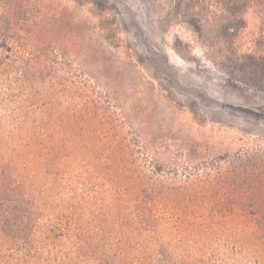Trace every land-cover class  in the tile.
Wrapping results in <instances>:
<instances>
[{
  "label": "rangeland",
  "instance_id": "374dc122",
  "mask_svg": "<svg viewBox=\"0 0 264 264\" xmlns=\"http://www.w3.org/2000/svg\"><path fill=\"white\" fill-rule=\"evenodd\" d=\"M182 12L0 0V264H264L262 14Z\"/></svg>",
  "mask_w": 264,
  "mask_h": 264
},
{
  "label": "trees",
  "instance_id": "16d2710c",
  "mask_svg": "<svg viewBox=\"0 0 264 264\" xmlns=\"http://www.w3.org/2000/svg\"><path fill=\"white\" fill-rule=\"evenodd\" d=\"M254 5L261 11L264 24V0H175L176 10L183 9V20L205 46L210 50L218 47L226 54L230 53L229 48L233 49L234 38L246 26V11ZM238 58L239 63L247 62L246 67L264 68L262 56L242 54Z\"/></svg>",
  "mask_w": 264,
  "mask_h": 264
}]
</instances>
